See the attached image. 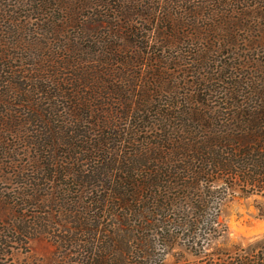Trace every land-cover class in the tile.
<instances>
[{
    "label": "trees",
    "instance_id": "16d2710c",
    "mask_svg": "<svg viewBox=\"0 0 264 264\" xmlns=\"http://www.w3.org/2000/svg\"><path fill=\"white\" fill-rule=\"evenodd\" d=\"M120 11L0 0V264H162L155 241L203 255L223 235L228 196L260 198L264 217V90L206 63L219 48L198 49L201 30L158 28L164 15L132 49ZM222 264H264V240Z\"/></svg>",
    "mask_w": 264,
    "mask_h": 264
},
{
    "label": "rangeland",
    "instance_id": "374dc122",
    "mask_svg": "<svg viewBox=\"0 0 264 264\" xmlns=\"http://www.w3.org/2000/svg\"><path fill=\"white\" fill-rule=\"evenodd\" d=\"M119 2L122 10L120 12L126 13L122 22L130 24L134 35L130 46L132 49L134 46L141 49L139 37L150 31L152 27L148 21L150 17L164 15L168 19L164 23H159L158 28L167 33L201 30L203 35H200L202 41L197 46L198 49L210 44L219 48L218 51L207 55L206 63L216 61L219 69L227 65L230 69L235 65L236 70L233 69L232 79L257 83L256 86L264 90V0H119ZM89 13L85 12L87 16ZM136 34L138 36H135ZM186 47V42H176L168 52L178 53ZM148 53L150 54V50ZM243 59L247 62L246 66L237 67L236 63ZM139 66L140 69L138 67L134 69L136 73L140 70L137 77H141L142 80L139 84L149 85L150 76L147 72L150 67L140 64ZM225 75L226 73L224 77ZM127 86H130L129 96L131 89L136 94L139 88L138 86L135 89L131 88V84ZM261 207L263 204L258 197L243 198L240 193L228 196L220 207L221 225L218 229L223 231V235L210 243L205 241L206 249L203 255H196L199 246H191L187 239L178 238L169 245L163 241H155V256L152 259L161 261L162 264L229 262L240 250L264 240V217L259 216ZM202 245L203 243L200 246ZM28 248L30 254L37 258L47 257L51 252L50 245L43 240L31 241ZM24 256L20 254L19 260H23Z\"/></svg>",
    "mask_w": 264,
    "mask_h": 264
}]
</instances>
